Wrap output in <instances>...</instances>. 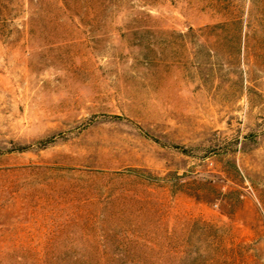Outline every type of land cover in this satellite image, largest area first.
I'll return each instance as SVG.
<instances>
[{
  "label": "rangeland",
  "instance_id": "rangeland-1",
  "mask_svg": "<svg viewBox=\"0 0 264 264\" xmlns=\"http://www.w3.org/2000/svg\"><path fill=\"white\" fill-rule=\"evenodd\" d=\"M0 264H264V0H11Z\"/></svg>",
  "mask_w": 264,
  "mask_h": 264
},
{
  "label": "trees",
  "instance_id": "trees-1",
  "mask_svg": "<svg viewBox=\"0 0 264 264\" xmlns=\"http://www.w3.org/2000/svg\"><path fill=\"white\" fill-rule=\"evenodd\" d=\"M11 1V0H0V20L8 18L11 15V10L9 6H2V2Z\"/></svg>",
  "mask_w": 264,
  "mask_h": 264
}]
</instances>
